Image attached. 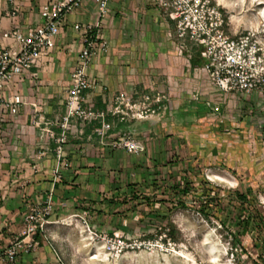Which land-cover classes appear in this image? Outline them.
<instances>
[{
	"label": "rangeland",
	"instance_id": "1",
	"mask_svg": "<svg viewBox=\"0 0 264 264\" xmlns=\"http://www.w3.org/2000/svg\"><path fill=\"white\" fill-rule=\"evenodd\" d=\"M94 1L96 16L86 23L89 41L79 31L81 40L68 34L72 39L61 44L65 96L74 74L82 72L91 96L108 94L106 107H99L87 105L86 92L84 106L129 117L134 131L113 135L111 146L136 155L147 149L137 138L144 131L166 129L178 138L179 126L187 125L181 154L173 157L182 184L174 175L172 184L157 187L159 198L153 207H140L136 228L118 232L128 246L120 254L109 251L104 240L115 233L90 231L85 223L72 234L81 249L68 250L69 264H264V96L214 88L200 70L207 62L202 45L182 36L169 16L173 9L165 5L170 0H110L104 9ZM202 4L201 13L209 10L223 20L226 35L254 33L264 45V0ZM184 11L189 15L195 8ZM184 109L194 114L175 118L173 112ZM78 121L70 123L72 130ZM171 223L176 239L167 237Z\"/></svg>",
	"mask_w": 264,
	"mask_h": 264
},
{
	"label": "crops",
	"instance_id": "2",
	"mask_svg": "<svg viewBox=\"0 0 264 264\" xmlns=\"http://www.w3.org/2000/svg\"><path fill=\"white\" fill-rule=\"evenodd\" d=\"M38 4L39 0H0V47L2 43L15 46L12 39L3 38L6 31L41 20ZM96 10L94 0H84L68 16L53 52L13 81L5 93L9 98L20 92L24 101L17 114H0V264H59L61 259L69 264L68 250L81 249L72 234L85 223L104 233L132 232L143 215L140 207H153L152 201L159 198L157 187L172 184L174 175H179L175 182L182 184V170L173 157L181 154V133L187 125L179 126L178 138L169 137L166 129L144 131L137 138L147 149L136 155L111 146L113 135L134 131L132 121L123 114L108 115L112 128L104 139L95 133L96 122L80 120L77 130L66 131L58 123L67 111L62 80L67 69L60 63L61 58L65 61L61 44L72 37L81 40L73 25L89 23ZM107 96L87 92V105L106 107ZM173 114L184 121L194 113L184 109ZM46 126L55 130L57 138L43 143ZM62 135L65 138L59 141ZM47 203L53 205V213L46 229L36 235L38 248L27 251L24 245L10 262L6 251L23 238L26 215Z\"/></svg>",
	"mask_w": 264,
	"mask_h": 264
},
{
	"label": "built area",
	"instance_id": "3",
	"mask_svg": "<svg viewBox=\"0 0 264 264\" xmlns=\"http://www.w3.org/2000/svg\"><path fill=\"white\" fill-rule=\"evenodd\" d=\"M84 0H39L38 13L41 20L35 25L15 26L4 33L3 38L12 39L15 46L2 43L0 47V114L15 115L19 112V106L24 101L20 92H14L6 98V91L13 81H17L23 74L30 71L33 66L40 63L57 47L56 37L61 33L68 16L82 5ZM110 0H96L104 9ZM173 10L169 16L178 24L182 36L193 39L202 45V56L207 59L206 64L200 69L209 74L213 80L214 88L224 94L247 95L260 93L264 96V45L260 37L254 33H246L231 37L226 35L223 29V20L220 22L208 10L201 13L202 0H170L165 3ZM195 8L191 14L184 10ZM73 28L86 33L88 39V26L75 24ZM87 52V51H86ZM91 88V83L82 72L73 76L70 94L66 98L67 113L63 116L61 126L66 130H72L71 122L74 118L89 123H97L94 127L96 135L104 139L112 128L108 121V114L96 111L94 108L84 106L86 92ZM211 108L215 106L208 102ZM215 109L219 110L217 106ZM117 112H114L116 114ZM48 138H57L53 128H42L41 141L47 142ZM65 138L62 135L59 141ZM130 149L134 144L126 143ZM62 150H59V156ZM53 213L51 203L35 206L26 217V226L22 231V239L12 244L6 251V257L14 262L20 249L33 251L38 248L40 242L36 235L40 230L46 229ZM90 231L91 228H89ZM29 238L28 241L26 239ZM107 249L120 254L128 247L118 232L115 237L106 235ZM59 264H68L63 259Z\"/></svg>",
	"mask_w": 264,
	"mask_h": 264
},
{
	"label": "trees",
	"instance_id": "4",
	"mask_svg": "<svg viewBox=\"0 0 264 264\" xmlns=\"http://www.w3.org/2000/svg\"><path fill=\"white\" fill-rule=\"evenodd\" d=\"M189 191H190V189H189V185H187L185 188H184V193L185 194H188L189 193ZM171 225V228L169 227L168 229V231H169V234H167L168 236L167 237H169V239H176V236H175V226H174V224H170ZM168 239V238H167Z\"/></svg>",
	"mask_w": 264,
	"mask_h": 264
},
{
	"label": "bare ground",
	"instance_id": "5",
	"mask_svg": "<svg viewBox=\"0 0 264 264\" xmlns=\"http://www.w3.org/2000/svg\"><path fill=\"white\" fill-rule=\"evenodd\" d=\"M223 1H225V0H223ZM92 259L97 260L98 256H93Z\"/></svg>",
	"mask_w": 264,
	"mask_h": 264
}]
</instances>
